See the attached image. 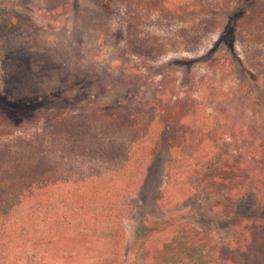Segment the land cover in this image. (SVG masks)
Listing matches in <instances>:
<instances>
[{
	"label": "trees",
	"instance_id": "1",
	"mask_svg": "<svg viewBox=\"0 0 264 264\" xmlns=\"http://www.w3.org/2000/svg\"><path fill=\"white\" fill-rule=\"evenodd\" d=\"M42 1L49 15L60 14L61 0ZM121 1L126 6L123 21L133 40L128 39L126 49L120 51L118 71L102 72L108 81L118 77L119 86H135L139 75L132 60L156 63L166 52L163 37L150 39L153 36L145 27L164 28L173 35L169 39L172 46L178 43L176 47L193 51L215 29L216 12L236 0ZM256 11L245 14L237 36L247 66L260 76L241 74L255 79V84L264 89V44L260 47L264 43V5ZM3 12L7 24L12 29L18 27L16 17ZM90 49L85 39L63 35L56 51L91 69L94 65L87 62ZM164 71L158 82L152 81L154 85L144 83L143 90L138 86L134 89L132 100L138 104L135 109H97L93 116L82 120L49 116L29 137L16 141L12 149L0 155V242L7 238L20 247L42 248L55 259L71 262L124 264L123 236L114 223L119 216L120 183L133 176L129 187L146 189L145 170L161 150L167 152L161 161L166 167L164 189L179 199L193 195L201 185L216 192L221 187L227 201L264 186V120L249 121L247 115L225 104V96L215 82L206 84L207 79L198 85L201 102L190 96L178 99L174 77L167 69ZM108 88V83L102 85L103 91ZM211 104V112L207 113L206 106ZM0 125L8 129L17 123L4 114L0 115ZM73 159L86 164L106 163L117 169L108 175L89 171L91 166L87 170L78 164L68 167L67 161ZM182 172L195 177L187 176L185 180ZM149 194L150 201L159 200L158 193ZM237 224L239 234L231 245L211 242L206 248V239L198 234L201 248H206L203 253L191 249V240L182 244L191 251L178 246L182 252L178 264H264V220L244 216ZM148 235L139 236L141 243ZM143 246L151 250H130L125 264H140L141 255L147 257L148 264L169 263L166 255L170 250H165L164 244ZM33 258L27 256V263Z\"/></svg>",
	"mask_w": 264,
	"mask_h": 264
},
{
	"label": "rangeland",
	"instance_id": "2",
	"mask_svg": "<svg viewBox=\"0 0 264 264\" xmlns=\"http://www.w3.org/2000/svg\"><path fill=\"white\" fill-rule=\"evenodd\" d=\"M40 2L43 1L0 0V115H9L17 123L8 129L0 125V155L12 149L16 141L29 137L31 131L43 125L49 116L82 120L93 116L97 109L119 106L120 109L123 106L128 110L135 109L138 104L132 100L134 89L138 86L143 90L144 83L154 85L153 82L159 81L165 69L174 77L176 98L190 96L201 102L198 85L207 79L206 84L215 82L222 97L225 96L222 100L225 104L247 115L249 121L264 120V89L260 88L261 84H255V79L249 80L242 74L260 75L247 66L237 36L245 14H256L257 7H263L264 0H256L255 3L236 0L216 12L215 29L193 51L176 47L178 43L172 46L169 39L173 35L164 28L145 27L153 36L150 39L163 37V42L167 43L166 52L156 63L132 60L139 75L133 85L139 84L135 86H119L118 77L108 81L102 72L118 71L120 51L126 49L128 39L133 40L123 21L126 6L121 0H61L60 14L53 16ZM3 11L16 17L18 27L12 29L7 24ZM63 35L85 39L91 48L87 56V62L94 65L91 69L75 64L74 57L63 56L56 51ZM71 52L74 55L75 49ZM222 59L225 66L221 64ZM107 83L109 88L103 91L102 85ZM212 104L210 108L206 106L207 113L211 112ZM166 155L165 150L159 151L152 165L145 170L146 189L130 188L134 178L129 175L120 183L119 209L114 211V216L116 212L119 216L114 218V223L119 225L123 236L121 263L125 264L130 250L148 252L151 248L147 250L143 245L155 243L164 244L165 250H170L169 256L166 255L167 264H178L182 252L177 247L184 242L191 240V244L188 243L191 249L203 253L211 242L234 243L241 217L264 220L262 185L248 195L230 201L226 200L221 187L216 192L201 185L193 195L180 199L165 191L166 167L161 161ZM73 160L67 161L68 167L78 164L76 166L87 170L91 166L89 171L108 175L117 169L106 163L86 164ZM187 176L195 177L192 173L182 172L183 179L186 180ZM153 192L158 193V201H150L152 197L150 194L147 196ZM99 232L97 230V234ZM143 233L149 235L141 243L139 236ZM198 234L206 239V248H201ZM183 247L187 252L191 251L190 247ZM31 255H34V260L30 264H88L55 259L42 248L26 249L18 242H8L7 238L0 242V264H28L26 257ZM146 258L141 255L139 263L148 264ZM193 259L197 261L198 258ZM93 261L97 260L93 258Z\"/></svg>",
	"mask_w": 264,
	"mask_h": 264
}]
</instances>
